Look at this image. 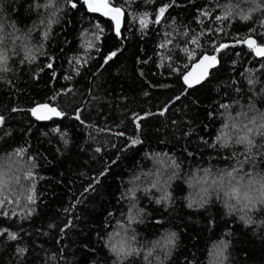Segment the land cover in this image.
Returning a JSON list of instances; mask_svg holds the SVG:
<instances>
[{
    "label": "trees",
    "instance_id": "1",
    "mask_svg": "<svg viewBox=\"0 0 264 264\" xmlns=\"http://www.w3.org/2000/svg\"><path fill=\"white\" fill-rule=\"evenodd\" d=\"M108 3L119 36L82 0H0V264H264V208L247 225L213 183L264 193V57L243 43L264 44V0ZM204 53L219 64L187 88Z\"/></svg>",
    "mask_w": 264,
    "mask_h": 264
},
{
    "label": "snow or ice",
    "instance_id": "2",
    "mask_svg": "<svg viewBox=\"0 0 264 264\" xmlns=\"http://www.w3.org/2000/svg\"><path fill=\"white\" fill-rule=\"evenodd\" d=\"M66 2L72 7V8H76L77 7V0H66ZM83 4H85L87 6V8L95 13V12H103V14L105 16H108L110 13L111 15V19L113 21H115V31L117 33V35H120V25H121V15H122V10L120 7H109V3L108 0H82ZM166 11V7H161L159 9V15L163 16V14ZM205 15H207V13H205ZM159 22V21H156ZM144 21H141V24H143ZM47 35V33H45V36ZM98 38V37H97ZM193 43H196V41H193ZM244 44H246L249 48H251L255 55L258 57H264V45H258L257 41L255 39L252 38H247L243 41ZM88 47L91 48L93 47V45L89 42L88 43ZM229 47V45L225 44V45H220L216 51H219L220 49H224ZM116 55V52H112L110 53L106 58L104 63H107L109 60H111L114 56ZM27 58L31 61L34 60L35 57L32 56L29 52ZM86 62V61H85ZM8 63V56L6 54L0 53V65H4V67H0V71L3 72H7L8 68L6 67ZM77 63L79 64L80 61L78 60ZM216 64H218V60H217V56L216 55H203L202 59L197 62L195 64V68L197 69L196 73H193L191 71H189L187 74H185L183 76V80L185 85L187 86V88H192L195 85H199L202 84V82L206 79H208L209 76V69L212 67H215ZM48 68L52 67V63H48L47 64ZM67 78V77H66ZM176 99H180V97H176ZM45 110L43 113L41 110ZM31 112L33 115L37 116L38 119L44 120V119H48L50 118V116L54 115L56 117H61L64 114L60 111H58L56 108L54 107H50L48 104H44V105H40L37 106L33 109H31ZM161 115H163L164 113L161 112ZM76 120H80V115L79 113L76 114V116L74 117ZM4 123V117L0 116V125H2ZM57 131H59L57 129ZM131 143L133 145L140 143V141L138 140H132ZM97 151H99V149H97ZM12 161L11 160H4V159H0V172H3L5 170H8L10 168ZM229 177H231V174H228ZM214 184H217V187L219 189L220 192L223 193L224 196L228 197L229 200H234V203H228L226 201V206L228 207L229 211H234L236 210V205L240 204L242 201H245L247 203H244L242 205V207L239 209L240 211L244 212V215H241L239 217L240 220L244 221L247 225H252L253 221L251 219L250 216H248V212L253 210V207H255L256 205L259 206V208H264V198H259L258 200L255 201V203L253 202V198L250 197L247 193L248 191H245L243 193V200L241 199V192H240V188L233 186L231 184V182H229L228 187H227V191H225V186H224V181L223 178L220 179L219 183H217L216 181H213ZM153 187H155V185H153ZM94 190V189H93ZM205 191H207V189H205ZM134 195V193H133ZM164 201L168 200V196L164 195L161 198ZM27 200L29 203L34 204L35 203V199H34V195H29L27 197ZM4 202L2 200H0V205H2ZM157 204L161 203V200L158 199L156 200ZM201 206H203V203H201ZM251 206V207H250ZM188 207L191 208L193 207L192 203L188 204ZM139 214V213H137ZM135 216H133L132 214H129V220H134ZM264 223V222H262ZM175 236V234H171L169 237H167L166 239V245H171L174 241H173V237ZM11 239H16L17 236L15 234H13L11 237ZM132 239H135V237H132ZM222 243V242H221ZM223 247H227V245H223ZM21 253L26 252V249H20ZM111 251L113 253H115L117 255V258L119 259L122 256H131L134 253L138 254V250L137 249H133V248H125L123 246V244L121 243L120 246L117 245H113L111 248ZM149 255H151V253H149ZM216 255H220L222 256L223 253H216ZM147 259V257H145Z\"/></svg>",
    "mask_w": 264,
    "mask_h": 264
},
{
    "label": "water",
    "instance_id": "3",
    "mask_svg": "<svg viewBox=\"0 0 264 264\" xmlns=\"http://www.w3.org/2000/svg\"><path fill=\"white\" fill-rule=\"evenodd\" d=\"M109 7H118V6H114V5H111V4H109ZM122 10V9H121ZM99 13H101V14H103V12H99ZM104 15V14H103ZM111 13L107 16V17H109V18H111ZM123 17H124V12H123V10H122V15H121V25H122V22H123ZM115 22V21H114ZM121 25H120V28H121ZM248 38H252V39H255L254 37H248ZM258 45H264V44H258ZM203 55H209V56H211V55H216L217 56V60H218V64H219V57H218V55L217 54H215V53H204ZM203 55H201L200 57H199V59L197 60V61H195L192 65H191V67L184 73V75L185 74H187L189 71H191V72H193V73H196L197 72V69L195 68V64L197 63V62H199L201 59H202V57H203ZM218 64H216V66L215 67H212V68H210L209 69V74H210V72H211V70L212 69H214V68H216L217 66H218ZM183 75V76H184ZM184 81V80H183ZM205 81V80H204ZM203 81V82H204ZM196 86V85H195ZM44 104H48L50 107H54V108H56L58 111H60L56 106H54V105H52V104H50V103H48V102H43V103H38V104H36L33 108H35V107H37V106H40V105H44ZM42 111V113L45 111V110H41ZM61 112V111H60ZM36 119H38L37 118V116H35V115H33ZM54 117H56V116H54V115H52V116H50V118H48V119H44V120H41V119H38V120H40V121H46V120H49V119H51V118H54ZM62 117V116H61Z\"/></svg>",
    "mask_w": 264,
    "mask_h": 264
},
{
    "label": "clouds",
    "instance_id": "4",
    "mask_svg": "<svg viewBox=\"0 0 264 264\" xmlns=\"http://www.w3.org/2000/svg\"><path fill=\"white\" fill-rule=\"evenodd\" d=\"M240 192H241V190H240ZM243 193H244V192H241V194H242V195H241V199H242V200H243ZM247 194H248L250 197H252V198L254 197V193H252V192H248ZM261 198H264V193L261 194Z\"/></svg>",
    "mask_w": 264,
    "mask_h": 264
}]
</instances>
